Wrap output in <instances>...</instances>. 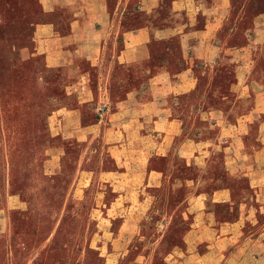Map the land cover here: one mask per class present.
I'll use <instances>...</instances> for the list:
<instances>
[{
    "label": "crops",
    "instance_id": "1",
    "mask_svg": "<svg viewBox=\"0 0 264 264\" xmlns=\"http://www.w3.org/2000/svg\"><path fill=\"white\" fill-rule=\"evenodd\" d=\"M38 1L47 66L63 71L67 82L54 112L60 129L42 161L44 174H61L66 158L75 155L83 188L98 178L96 223L102 229L127 210L151 206L167 186L173 208L187 214L197 209L200 215L182 220L186 250L172 247L166 264L197 257L193 251L200 242L217 248L205 257H224L248 230L264 227L263 43H252L256 54L250 60L242 48L230 49V84L204 90L196 108L192 86L175 82L166 66L140 56L149 51L141 37L136 50L121 38L125 8L108 34L116 15L110 0ZM259 26L257 38L264 33ZM201 196L207 199L196 206ZM28 198L6 193L0 215H29ZM3 222L11 221L0 220V229Z\"/></svg>",
    "mask_w": 264,
    "mask_h": 264
},
{
    "label": "rangeland",
    "instance_id": "2",
    "mask_svg": "<svg viewBox=\"0 0 264 264\" xmlns=\"http://www.w3.org/2000/svg\"><path fill=\"white\" fill-rule=\"evenodd\" d=\"M109 6L116 15L107 29L119 25L116 16L125 8L121 38L136 50L141 37L149 51L140 56L166 66L175 82L192 86L196 108L204 90L228 85L230 49L242 48L250 60L256 54L253 42L264 47V33L257 38L256 32L257 25L264 28V0H110ZM41 21L38 0H0V197L8 192L29 197V215H0L11 221L0 229V264H166L172 247L186 250L182 220L200 215L197 209L187 214L173 208L167 186L151 206L127 210L102 229L96 223L98 178L83 188L76 180L75 155L66 158L61 174H44L42 161L60 129L54 112L67 82L63 71L47 66L38 36ZM206 199L197 198L195 205ZM262 228L248 230L224 257H205L217 248L200 242L193 251L197 257L172 262L264 264Z\"/></svg>",
    "mask_w": 264,
    "mask_h": 264
}]
</instances>
